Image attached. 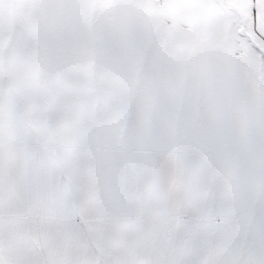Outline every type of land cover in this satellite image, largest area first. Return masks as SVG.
Here are the masks:
<instances>
[{"label": "snow or ice", "instance_id": "snow-or-ice-1", "mask_svg": "<svg viewBox=\"0 0 264 264\" xmlns=\"http://www.w3.org/2000/svg\"><path fill=\"white\" fill-rule=\"evenodd\" d=\"M0 264H264V0H0Z\"/></svg>", "mask_w": 264, "mask_h": 264}]
</instances>
